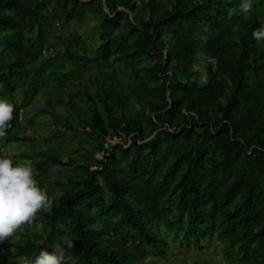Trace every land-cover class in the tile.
<instances>
[{
    "label": "trees",
    "instance_id": "1",
    "mask_svg": "<svg viewBox=\"0 0 264 264\" xmlns=\"http://www.w3.org/2000/svg\"><path fill=\"white\" fill-rule=\"evenodd\" d=\"M239 5L0 0V99L15 106L0 155L32 142L19 130L39 92L57 140L13 158L31 163L54 205L0 243V264L67 239L74 264H171V247L203 251L213 239L224 260L214 264H264V41L252 37L264 0L229 17ZM86 14L82 36L71 24ZM63 26L67 39L51 43ZM57 91L66 100L53 101ZM72 142L63 159L60 144Z\"/></svg>",
    "mask_w": 264,
    "mask_h": 264
},
{
    "label": "clouds",
    "instance_id": "2",
    "mask_svg": "<svg viewBox=\"0 0 264 264\" xmlns=\"http://www.w3.org/2000/svg\"><path fill=\"white\" fill-rule=\"evenodd\" d=\"M252 0H240L239 13L228 10L247 19L252 11ZM231 31H240L239 24ZM253 39L264 41V25L252 32ZM15 106L8 100L0 99V139L7 135V130L14 119ZM53 198L46 188L39 186L30 162H15L7 155H0V243L10 241L24 227H31L38 213L50 212ZM69 248L73 243H66ZM75 256L63 251L42 250L31 259L22 260L21 264H74Z\"/></svg>",
    "mask_w": 264,
    "mask_h": 264
},
{
    "label": "rangeland",
    "instance_id": "3",
    "mask_svg": "<svg viewBox=\"0 0 264 264\" xmlns=\"http://www.w3.org/2000/svg\"><path fill=\"white\" fill-rule=\"evenodd\" d=\"M49 10V9H48ZM92 21V15L86 14L81 20L74 21L71 24L72 29L83 36L87 30H89L88 24ZM69 34V28L63 26L56 28L54 31V34L51 36H54L49 41L53 44L59 43V39H67ZM49 52V53H48ZM46 52V56L51 55V49ZM93 51H90L89 54L92 56ZM113 69H118L119 63L114 62ZM84 75V74H83ZM51 84V83H50ZM78 89V86L74 85L73 83L69 84V87L67 89V92L76 94V91ZM49 90V88L47 89ZM66 91H57L51 93V97L54 100L62 99L66 100ZM40 93V92H39ZM35 97V100L29 104L25 112L23 113V116L21 118V127L19 132L22 134H26L32 137V142H26L21 144H15L3 151V155L9 156L11 159L15 158L14 156L21 150L24 149H36V148H43V147H51L57 143V140L50 138V133L54 129L53 122L50 118V115L48 113L38 112L40 109L44 107V98L41 96ZM19 95V93H17ZM75 101L80 105L81 107H85V103L82 101V96L76 94ZM19 101V98H18ZM56 111L58 113L64 112V105L60 104L57 105ZM30 117H35L34 124H30L28 122V119ZM106 143H111L114 145L115 143L119 142L117 138H111L108 137L105 138ZM68 142V141H67ZM76 147V143H63L60 144V154L62 155L63 159L66 158V155H69V152L72 148ZM97 157L101 158L102 154H95ZM27 160H20L18 159L16 162H22ZM28 162V161H27ZM168 236L171 234L168 233ZM68 239L65 240V249L68 253L75 256L74 253L71 252L68 245ZM206 247L203 251L193 250L189 249L188 251L185 249H178L176 246L171 247L170 251L168 252V256L166 258V261L171 262V264H191V263H202V264H214V263H223V258L221 256V245H219V242L215 239L213 240H206L203 243ZM64 248H62L60 251H63ZM152 261L154 259L150 257ZM163 263V261L161 262Z\"/></svg>",
    "mask_w": 264,
    "mask_h": 264
}]
</instances>
